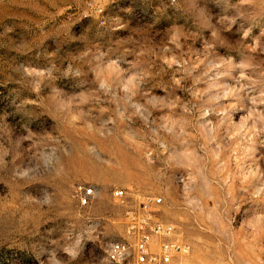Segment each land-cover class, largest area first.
Returning <instances> with one entry per match:
<instances>
[{
  "label": "rangeland",
  "instance_id": "374dc122",
  "mask_svg": "<svg viewBox=\"0 0 264 264\" xmlns=\"http://www.w3.org/2000/svg\"><path fill=\"white\" fill-rule=\"evenodd\" d=\"M122 188L264 264V0H0V264H109Z\"/></svg>",
  "mask_w": 264,
  "mask_h": 264
},
{
  "label": "built area",
  "instance_id": "2783aa9c",
  "mask_svg": "<svg viewBox=\"0 0 264 264\" xmlns=\"http://www.w3.org/2000/svg\"><path fill=\"white\" fill-rule=\"evenodd\" d=\"M94 197L93 188H83L78 196L79 205L90 206ZM113 197L127 203L122 217L126 236L108 246L109 264H175L190 254V245L177 238L175 226L162 219V198L138 195L125 188L115 190ZM10 260L12 264L28 263L18 254L11 255Z\"/></svg>",
  "mask_w": 264,
  "mask_h": 264
}]
</instances>
